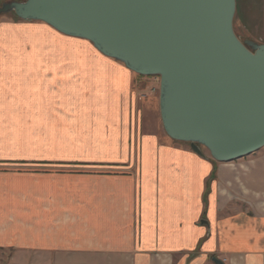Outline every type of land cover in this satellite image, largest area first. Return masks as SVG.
I'll list each match as a JSON object with an SVG mask.
<instances>
[{"label":"crops","instance_id":"crops-1","mask_svg":"<svg viewBox=\"0 0 264 264\" xmlns=\"http://www.w3.org/2000/svg\"><path fill=\"white\" fill-rule=\"evenodd\" d=\"M40 28L68 38L0 25V248L264 264V147L198 155L139 106L146 76L101 53L26 57L21 33Z\"/></svg>","mask_w":264,"mask_h":264},{"label":"water","instance_id":"water-1","mask_svg":"<svg viewBox=\"0 0 264 264\" xmlns=\"http://www.w3.org/2000/svg\"><path fill=\"white\" fill-rule=\"evenodd\" d=\"M237 0H9L0 16L86 40L142 76L159 77L165 134L217 162L264 147V43L240 39ZM217 264L221 260L213 258Z\"/></svg>","mask_w":264,"mask_h":264},{"label":"rangeland","instance_id":"rangeland-1","mask_svg":"<svg viewBox=\"0 0 264 264\" xmlns=\"http://www.w3.org/2000/svg\"><path fill=\"white\" fill-rule=\"evenodd\" d=\"M242 5V21L238 19L237 14L234 16L233 27L236 35L242 40L249 39L258 43L264 42V0H242ZM21 21L13 13L0 16V25L19 24ZM40 27H44V25ZM21 34L25 41L23 42L24 47L27 48L26 57L76 58L102 56L88 41L71 37H55V33L49 35L44 28ZM135 86L137 87V85ZM137 90L139 106L147 105L151 109L149 117L152 125H157L162 130L158 107L159 78L155 76L146 77L142 86ZM203 151L208 155L206 150ZM132 261L128 257L119 256L68 255V251L44 253L28 249L22 250L13 246L0 248V264H134Z\"/></svg>","mask_w":264,"mask_h":264},{"label":"trees","instance_id":"trees-1","mask_svg":"<svg viewBox=\"0 0 264 264\" xmlns=\"http://www.w3.org/2000/svg\"><path fill=\"white\" fill-rule=\"evenodd\" d=\"M6 1H9V0H6ZM2 2H4V1H2ZM2 2H0V4H1ZM138 76L143 77L142 75H138ZM149 77H150V76H149Z\"/></svg>","mask_w":264,"mask_h":264}]
</instances>
